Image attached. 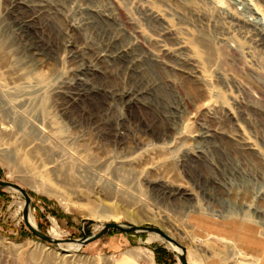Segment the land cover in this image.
<instances>
[{"label":"rangeland","instance_id":"obj_1","mask_svg":"<svg viewBox=\"0 0 264 264\" xmlns=\"http://www.w3.org/2000/svg\"><path fill=\"white\" fill-rule=\"evenodd\" d=\"M247 18L264 32V0H0V180L40 232L155 227L189 264H264V35ZM23 203L0 189V264H179L147 234L61 252Z\"/></svg>","mask_w":264,"mask_h":264},{"label":"water","instance_id":"obj_2","mask_svg":"<svg viewBox=\"0 0 264 264\" xmlns=\"http://www.w3.org/2000/svg\"><path fill=\"white\" fill-rule=\"evenodd\" d=\"M0 189L4 190H13L14 192L18 193L23 198V207H22V220L26 229L36 238L40 239L41 241L53 245L57 249H59V245H66V244H73L77 247V249H81L87 246L90 243H93L100 238L104 237L110 231H117L123 234H147V235H154L159 237L161 240L166 242L169 245L174 246L179 250L177 252V259L179 264H188L186 259V252L185 249L178 244L175 240H173L169 235H167L164 231L159 228L155 227H144V226H126L117 223H104L102 227L96 234L92 235H85L82 234L80 239H66V240H56L53 239L42 232H40L35 226L31 225L29 222V210H30V198L28 193L19 185L13 184L10 182H5L0 180ZM90 220H83L82 223H85ZM64 252V250H60Z\"/></svg>","mask_w":264,"mask_h":264},{"label":"bare ground","instance_id":"obj_3","mask_svg":"<svg viewBox=\"0 0 264 264\" xmlns=\"http://www.w3.org/2000/svg\"><path fill=\"white\" fill-rule=\"evenodd\" d=\"M89 13H94V11L93 10H91V9H88V11H87V14L91 17V18H94L95 19V17L93 16V15H91V14H89ZM149 20H153V22H159V20H163L160 16H158L157 14H151L150 13V15H149ZM245 27H250L251 28V31H252V35L254 36V37H263V35H264V32H262L260 29H262V24L260 23V22H258V21H255L254 19H249V18H247L246 20H243L242 22H241ZM125 24V23H124ZM125 26V25H124ZM120 52H123L122 50H120L118 53H120ZM171 193V192H170ZM170 197H173V198H175V197H183V196H185V195H181V194H178V193H176V194H174V192H172V194H170L169 195ZM21 207H23V205H21ZM29 222L31 223V225H33V226H35L34 225V223H33V218H31V216H30V214H29ZM97 229V228H96ZM54 239L56 238V237H53ZM56 240H59V239H57L56 238ZM156 240H160L159 239V237H157V236H154V235H149V237H148V239H147V243H152V242H155ZM168 246L172 249V250H174V251H176V252H179V250L177 249V248H175L174 246H172V245H169L168 244ZM77 249V247L75 246V245H73V244H66V245H59V249L58 250H64L65 252H67V251H70L71 249ZM69 253V252H68ZM64 256H68V255H64ZM64 258V257H63ZM189 264V263H188Z\"/></svg>","mask_w":264,"mask_h":264}]
</instances>
